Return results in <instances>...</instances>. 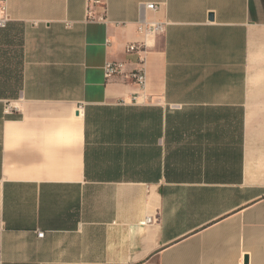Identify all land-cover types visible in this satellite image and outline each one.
Returning a JSON list of instances; mask_svg holds the SVG:
<instances>
[{
    "label": "crops",
    "instance_id": "1",
    "mask_svg": "<svg viewBox=\"0 0 264 264\" xmlns=\"http://www.w3.org/2000/svg\"><path fill=\"white\" fill-rule=\"evenodd\" d=\"M6 12L23 70L0 98V264H264V0ZM142 17L162 26L144 89L105 79L107 61L139 66ZM104 106L123 113H88L86 175L85 112Z\"/></svg>",
    "mask_w": 264,
    "mask_h": 264
},
{
    "label": "trees",
    "instance_id": "2",
    "mask_svg": "<svg viewBox=\"0 0 264 264\" xmlns=\"http://www.w3.org/2000/svg\"><path fill=\"white\" fill-rule=\"evenodd\" d=\"M23 31L17 28V24L8 23L4 28H0V98H16L21 89L22 70H23ZM88 113H123L122 110L112 107H97L93 111L86 110V143L84 165L86 175L90 174L91 160L90 155V140L88 137L87 126L90 121ZM135 113V112H127ZM105 136H103L104 138ZM107 140L112 139L110 136L105 137ZM104 138V139H105ZM98 176V173H95Z\"/></svg>",
    "mask_w": 264,
    "mask_h": 264
},
{
    "label": "built area",
    "instance_id": "3",
    "mask_svg": "<svg viewBox=\"0 0 264 264\" xmlns=\"http://www.w3.org/2000/svg\"><path fill=\"white\" fill-rule=\"evenodd\" d=\"M86 9L89 13L91 7L98 4L100 0H85ZM142 10H157L158 5L154 2H144L140 4ZM94 20V17H93ZM96 20V19H95ZM9 17L6 12V0H0V28H4L8 25ZM139 25L137 30L139 33L143 34L144 39L141 41L130 42L126 46V51L128 53H136L138 60V67L132 71H125V63L119 61H107L103 66V72L105 79H109L117 74H124L130 83L137 85L139 88L144 89L146 85V71L144 68L145 53L148 47V37H151L157 32L162 30L160 23L147 21L144 17L138 22ZM5 112H8V109L5 107ZM42 232L37 233L40 237Z\"/></svg>",
    "mask_w": 264,
    "mask_h": 264
},
{
    "label": "rangeland",
    "instance_id": "4",
    "mask_svg": "<svg viewBox=\"0 0 264 264\" xmlns=\"http://www.w3.org/2000/svg\"><path fill=\"white\" fill-rule=\"evenodd\" d=\"M8 23H9V22H8ZM17 28L22 29V31H23V26H22V25L17 24ZM5 99H6V101H5L4 103H5L6 105H9L10 100H12V99H14V98H5ZM10 116H11V117H14L15 115H14L13 113H11Z\"/></svg>",
    "mask_w": 264,
    "mask_h": 264
}]
</instances>
